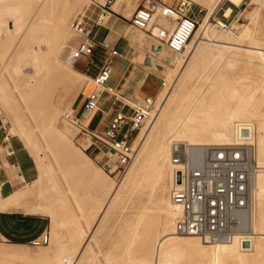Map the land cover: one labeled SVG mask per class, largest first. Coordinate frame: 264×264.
<instances>
[{"label": "bare ground", "instance_id": "6f19581e", "mask_svg": "<svg viewBox=\"0 0 264 264\" xmlns=\"http://www.w3.org/2000/svg\"><path fill=\"white\" fill-rule=\"evenodd\" d=\"M89 1L0 0L1 47H5V44H2L4 39L9 40L8 28L17 27L14 28L17 30L16 41L13 40L14 43L9 41L13 44V49L8 58L0 63V115L9 120L16 137L30 154L33 153L38 172L37 182L35 181L36 183L31 184L30 187L26 186L7 198L0 197V210L16 207L26 193L31 194L35 185L40 188L43 181L47 183L46 191L52 192L60 205H67L54 179L52 168L43 163L38 150L35 149L33 127L40 137L56 141L54 144L61 145L69 140L67 129L50 127L59 113L54 104V98L57 97L56 89L69 86L70 89L79 90L85 77L79 74L73 77L69 68L59 59V54L63 48L67 17L81 3H89ZM121 1L117 0L115 8ZM190 1L198 6H204L205 15L185 45L182 54L174 58L176 68L165 74L170 86L164 95L158 97L157 114L147 126L137 147L135 162L133 161L135 170L129 172L124 186L104 187V200L98 211L99 214L94 216L95 221L92 222L94 225L96 220H101L107 210L123 198L126 203L138 192L146 194V200L135 215L134 221L126 222L125 248L122 252L111 254V264H264V76L259 85L253 86L251 75L246 74L245 71H235V64L239 61L237 58L225 64L220 63L226 46L219 48L217 45L221 41L237 44L248 42L247 49L240 50L237 47V53L244 51L246 57L245 61H240L251 63L250 59L254 58L264 72V43L254 39L255 31L252 28H241L235 24L231 25L233 27L231 30L230 28L225 30L220 21H218L220 30L215 25H211L209 18L221 0ZM227 1L233 6H238L242 0ZM254 1L264 5V0ZM230 13V8L225 10L226 17ZM11 15L13 19L8 18ZM257 15V10L249 14L254 21ZM74 19H70L68 27L72 36L74 33L71 25ZM153 20L152 17L150 23ZM150 23L149 30L152 25ZM170 23L172 25L170 31L157 26L159 29L154 35H159L165 30L170 33L174 27V24ZM193 42L203 44V48L196 50L191 56ZM161 48L160 45L151 51L159 52L161 55ZM72 49L73 47L69 48V53ZM200 52L205 61H209L210 67L213 66L214 73L211 77L204 78L206 82L199 88L201 90L198 94L185 93L188 82L195 74L197 68L195 62ZM147 63L150 65V61ZM89 83L93 89L92 80ZM150 112L148 116L152 117L153 113ZM70 114H74V110L62 115L64 122H66L65 117ZM27 119L34 125L31 126ZM247 125H253L255 129L250 138L253 139L260 170L254 181L252 207L240 218L241 233L230 243L209 244L197 237L177 235L175 222L179 218L180 208L171 203L170 190L174 172L179 166L172 161L173 153L180 151L190 156L196 155L200 147L230 146L235 142L236 127ZM8 135L10 136L9 133ZM82 140L81 145L85 149L88 140L86 138ZM242 140L249 141V139ZM194 148L196 149L191 150ZM77 152L81 160L74 162L73 166L81 174L88 176L91 161L82 151ZM63 155L71 159L72 154L63 148ZM89 180L99 189L103 188L102 184L107 183L93 178ZM167 187L166 200L163 196ZM40 195L42 197V192ZM152 200L157 207L156 210L161 206L164 208V219L160 225L161 235L155 238L148 232L154 224L150 219L153 211L149 208ZM36 211L48 214L53 222L57 220L55 210L46 204ZM81 214L83 215L84 212ZM75 223L79 224L77 221ZM92 225L87 230L80 226L73 231L83 244L82 250L88 251L92 263L95 264L96 258H92L94 252L91 251L89 244ZM239 240L242 242L241 245ZM58 247L63 250L64 244L58 243ZM81 251H63L55 254L62 253L67 258L68 264H78L83 253ZM18 255L19 249L0 247V260H20L32 264H40L44 261L35 256Z\"/></svg>", "mask_w": 264, "mask_h": 264}, {"label": "built area", "instance_id": "2783aa9c", "mask_svg": "<svg viewBox=\"0 0 264 264\" xmlns=\"http://www.w3.org/2000/svg\"><path fill=\"white\" fill-rule=\"evenodd\" d=\"M137 1L138 5L130 18L131 26L163 43L171 54L181 55L198 28L197 21L187 15L190 3L187 0H181L176 5L162 1ZM92 5L96 10L94 17L82 15L72 22L71 29L78 40L69 53V60L73 64L88 60L96 49L105 51L107 55L92 78L93 89L85 99L81 117L74 113L65 119L77 131L79 138L90 141L87 148H82L84 152L93 146L99 152L106 150L108 156L102 166L105 173L124 174L133 158L132 142L149 118L153 101L144 99L132 109L130 116L117 112L103 132L91 131L85 126L84 119L94 112H100L102 94L110 93L104 88L110 78L111 60L118 56L117 51L104 40L95 43L89 31V24L101 27L107 23L112 14L111 0H106L104 4L93 1ZM156 12L174 24L170 33L165 30L153 35L150 32L149 23ZM254 131L253 125L237 126L235 142L230 146L200 148L196 155L190 156L180 151L173 153L172 161L179 166L174 172L170 190L171 203L180 208L179 218L175 222L177 235L197 237L209 244L230 243L241 233L240 218L252 207L254 181L260 170L253 139L250 138ZM49 243L50 236L47 233L31 241L30 246L37 248ZM239 244H242L241 240Z\"/></svg>", "mask_w": 264, "mask_h": 264}, {"label": "rangeland", "instance_id": "374dc122", "mask_svg": "<svg viewBox=\"0 0 264 264\" xmlns=\"http://www.w3.org/2000/svg\"><path fill=\"white\" fill-rule=\"evenodd\" d=\"M93 1L104 3L106 0H90L89 3L83 2L80 4V6L72 10L69 16L67 17L68 22L66 21V25H65L66 30L63 38V48L61 49V52L59 54V59L64 65H66L69 68L73 77H76V75L80 73L79 71L91 72L94 70L95 62L85 63L83 61H78L75 64H73L69 60V56H70L69 48L75 46L78 37L74 34L72 36V33L68 28L69 21L71 18L74 19V17L76 18L82 15H86V16L90 15V12L94 10V6L92 5ZM114 1L115 0H111V3L113 4ZM150 1L151 3L153 1L154 2L162 1L165 4L176 5L181 0H150ZM187 1L190 3V9L187 15L193 17L197 21L199 26L203 18V15H205L206 9H204V6L203 7L198 6L190 0ZM131 3H132L131 8L129 7L128 9L125 8V4H123L118 10H114L112 8V10L120 14L118 18L120 21L123 22L121 24L124 29V34H125V18L130 20L132 13L134 12L136 6L138 5V3H136V0H131ZM134 5L135 8H133ZM228 8L231 9V13L228 17H225L224 11ZM255 10L258 11V15H257V19L254 21V19L250 18L249 14H251ZM158 16L160 15L158 12H156V14L153 16L154 20L152 21V23L158 18ZM8 18L13 19V16L11 15ZM160 20L164 21V18ZM218 21H220L224 25L225 30H229V28L231 30V27L235 24H238L239 26H241V28L243 27L252 28L255 31L254 37L261 40L264 43V5L263 4L261 5V3L259 2H256L254 0H242L238 6H233L227 0H221L220 3H218L213 14L209 18V23L213 26L215 25L220 30V27L218 26ZM127 23H128L127 29H128L129 38H131L132 40L134 39L135 41L137 39L138 41L137 43H139L140 45H145L147 47L150 44H153V46L161 45V47H163V49H161L162 54L156 60L157 63L162 67H158V70L155 71L157 74L161 75L160 79L158 80V91H161L159 95L160 97L161 95L165 94V92L168 90L170 86V82L165 78L166 77L165 74L176 68V63L174 62V58H178V56L171 54L162 43L157 42L148 34H145L144 32L134 29L131 26L130 21ZM154 24L156 23L154 22ZM15 27L16 26H10L8 28L7 39L9 38V40H5L3 38L4 43L1 42L2 44H5V47L0 46V63H2V61L8 58L9 54L13 49V44H10L9 41L11 43H14L16 41L15 34L17 30L14 29ZM151 29H153V27ZM151 31H153L152 33L153 35L157 34L156 30H150V32ZM233 32H235V30ZM94 36L98 37L99 32L96 31L94 33ZM241 44L243 46L246 45L249 46L248 42H244ZM235 57L238 60L239 59L244 61L246 60L244 51H242V57H240L238 54H236ZM117 59L118 58L114 59V62L111 61L110 73H111V69L116 68L115 61ZM250 61L251 63L238 61L235 64L234 69L237 71L240 70L245 71L246 74L251 75L252 82H254L253 86H256L255 84L259 85L262 82V77L264 76V72L262 68L257 65L258 62L256 59L251 58ZM212 67L213 66L210 67L209 64H204L203 67L200 66L199 68H196L195 70L196 72L194 71L195 74L193 75V78L187 84L185 93L188 92L190 94H194V93L198 94L201 90V89L199 90V88L202 85H204L206 82L204 78L211 77L213 75L214 71ZM161 79L164 80V84H165L164 86L161 85L162 83ZM107 84L112 85L113 81L109 80ZM80 90L81 88L79 90H76L75 88L70 89L69 86L65 88L57 87L56 89L57 97L54 98V104L57 107L59 113L57 117L53 120L52 125H50V127L67 129L69 133V140L66 143H63L61 145L54 144L56 143V141H53V139L48 140L40 137L36 129L33 127V132H34L33 139H34L35 149L38 150V154L42 158L43 163L45 165H49L52 168L54 179L59 185L63 193V196L65 197V201L67 203L66 206L60 205L56 201L55 195L52 192L46 191L47 183L44 181L41 191L42 197L44 199L43 204L44 205L46 204L55 210L58 223L61 224L60 228L62 227L61 228L62 231L60 233V237L62 241H58L55 243V241L52 240L49 246L47 245L37 248L32 247L30 245L29 247H25V248H13V249H19L18 256L25 254L28 256H35L44 259V261L40 264H68L67 258H65V256L62 253L55 254V252H63V251L69 252L73 250L80 252L82 250L83 244L77 239L76 233H74L73 230H75L76 227H80V226L83 227L85 230H87L89 226L93 224L92 222L95 221L94 216L99 214L98 211L104 200L103 199L104 189H105L104 187L115 186V185H121L122 187L125 185V181L127 180L126 177H128L129 172L133 169L135 170L134 158L137 153V149H138L137 147L141 141L143 134L145 133V130L147 129V126L151 123V121H153L155 114H157L156 110H158L159 107L158 99L155 100L154 97H151L152 101L154 102V107L150 112L151 114L153 113L152 117L149 116V118L144 122L140 132L137 134V137L134 138L132 142V146L134 148L133 158L129 168L124 174H117L116 172H114L111 175H108L100 168L99 169L96 168L91 162V166H89L90 174L86 176L81 174L79 171H77L73 166L74 162L76 161L80 162L81 160L80 156H78L77 154L78 153L77 151L78 150L82 151L85 154L81 145L82 144L81 142L83 141L82 139L84 138H79V136H77V131L70 124L64 122L63 121L64 117H62V115L65 112H69L70 110H73V106H72L73 101L80 92ZM142 101L143 98L138 102L130 101V104L135 107V105L140 104ZM27 120L29 121V119ZM29 122L31 126L34 125L31 121ZM8 133L10 134V136L8 135ZM4 137H8L10 138L11 141L22 144L19 138L16 137L9 120L3 117L2 115H0V138L3 139ZM39 137L41 139H39ZM63 148H65V150H67L69 153L72 154L71 159L63 155ZM200 148H208V147H200ZM195 149L196 148L191 150H195ZM28 153L36 163V159H34L35 157L33 153L31 154L30 152ZM111 159L114 160L113 157H111ZM98 165L100 167V165H103V163L101 164L99 163ZM89 178L99 180L102 183L103 181H107V183L102 184L103 185L102 189H99L95 184H93V186L91 187L90 184L92 183L90 182ZM163 197L167 200L168 187L166 188ZM145 200H146V194L144 192L141 193L138 192L136 195L134 194L133 197L130 198L129 201L126 203H125V198H123L115 206L110 207L107 210V212L103 215L102 218H105L104 223L106 222L105 224H107L108 226V233L104 239L101 237L100 231L94 233L92 239L93 248H91V251L94 252L92 258L94 259L96 258L95 264H99V263L111 264L110 263V260L112 259L111 254L114 252H122L124 250L125 224L126 222L134 221L135 215L140 210ZM149 208L153 211V213L150 216V219L152 222H154V224L151 225L148 232L149 235H151V237L155 238L156 236L158 237L161 235L160 225H161V221L164 219V208L163 206H161L158 207V210H156L157 207L154 204L153 200L149 204ZM83 212L84 214L82 215L81 213ZM74 218L77 220H75ZM75 221H77L79 224H76ZM90 242H91V237H90ZM90 242L89 244L91 247ZM58 243L64 244L63 250H61L58 247ZM81 252L83 253L80 257L78 264H93L90 255L87 253L88 251L84 249ZM0 264H32V263L21 262L20 260L8 261L1 259Z\"/></svg>", "mask_w": 264, "mask_h": 264}, {"label": "crops", "instance_id": "0c3cea01", "mask_svg": "<svg viewBox=\"0 0 264 264\" xmlns=\"http://www.w3.org/2000/svg\"><path fill=\"white\" fill-rule=\"evenodd\" d=\"M117 0H115L113 6H111L112 14L109 17L107 23L101 27H95L89 24L90 37L95 43H100L103 40L108 43L109 47L117 51L118 56L114 57L111 61L118 58L115 61L116 68L111 69L109 80L113 81L112 85L106 84L105 91L110 90V93H103L100 100V112H94L91 116L84 119L85 126L96 132H103L111 119L117 112L130 116L134 106L130 104V101L138 102L142 98L151 99L154 97L158 99L160 92L158 91V80L161 75L155 71L158 67H162L157 63V58L160 56L159 52L155 53L151 51V48H156L160 45L153 46L150 44L148 47L140 45L136 41L128 37L127 29V18H125V34L122 27L123 23L119 20L118 10L123 4L125 8H131V0H122L119 5L115 8ZM100 3V2H99ZM102 4V3H101ZM112 8L114 10H112ZM225 12V11H224ZM91 17L96 15V10L90 13ZM230 15V14H229ZM226 17V16H225ZM92 19V18H91ZM162 19L161 16L152 23L151 27L158 31L160 28L170 31L172 25L170 22ZM239 26L238 24H236ZM98 31L99 36L95 37L94 33ZM153 32V31H152ZM255 34V33H254ZM255 40L257 38L254 37ZM218 42L219 48L226 46L224 57L221 58L222 64L229 61H233L236 54L242 57L240 50L247 49L249 46H243L233 42ZM221 44V45H220ZM236 44V45H235ZM196 45V46H195ZM194 46V47H193ZM233 46V47H232ZM201 47V48H199ZM238 47V48H237ZM203 48V44L194 43L191 46V56L196 50ZM225 48V47H223ZM229 48V49H228ZM231 48V49H230ZM163 49V47L161 48ZM194 50V51H193ZM193 53V54H192ZM107 53L101 49H96L94 55L89 60H82L85 63L95 62L94 70L79 71L83 77H85L84 83L81 87L80 92L73 101V110L76 116L81 117L83 106L87 95L92 91L90 80L98 73L101 65L103 64ZM146 58H149L150 65L145 62ZM240 61V59H239ZM241 62V61H240ZM209 64V61H205V58L201 56V52L198 54V58L195 62L197 68L204 64ZM237 71V70H235ZM241 71V70H240ZM239 72V71H238ZM163 82V79H161ZM108 83V82H107ZM162 85V83H161ZM139 105V104H138ZM137 106V105H135ZM88 145L90 141H88ZM85 147V148H87ZM11 153V154H10ZM87 157L90 159L92 164L96 168L102 170V166L99 163H104L108 154L105 151H97L96 148L90 147L85 152ZM38 172L36 163L25 150L22 144L13 142L10 138H0V197L7 198L13 195L24 187H30L31 184L36 183L38 180ZM36 181V182H35ZM44 181L38 185H35L32 193H26V196L20 200L16 207H11L7 210H0V246L5 248H25L29 247L30 242L43 234H49L50 242L53 240L56 242L62 241L60 237L61 224L58 220L53 222L48 214L36 211L40 206L43 205V198L40 195L42 191ZM91 187L93 184H90ZM38 189V190H37ZM94 189V188H93ZM24 201V202H23ZM105 218L97 220L91 230V248L92 239L94 233L97 231L101 232V237L104 239L108 233V226L104 223ZM54 223V224H53ZM100 227V230H99ZM52 238V239H51Z\"/></svg>", "mask_w": 264, "mask_h": 264}, {"label": "water", "instance_id": "95a60500", "mask_svg": "<svg viewBox=\"0 0 264 264\" xmlns=\"http://www.w3.org/2000/svg\"><path fill=\"white\" fill-rule=\"evenodd\" d=\"M151 50H153V51H154V48H152ZM146 62H149V58H146Z\"/></svg>", "mask_w": 264, "mask_h": 264}]
</instances>
